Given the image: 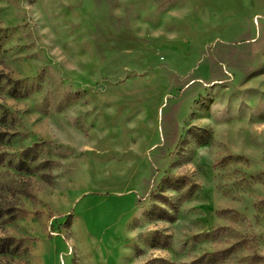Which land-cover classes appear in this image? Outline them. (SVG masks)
I'll return each instance as SVG.
<instances>
[{"label":"rangeland","instance_id":"rangeland-1","mask_svg":"<svg viewBox=\"0 0 264 264\" xmlns=\"http://www.w3.org/2000/svg\"><path fill=\"white\" fill-rule=\"evenodd\" d=\"M0 264H264V0H0Z\"/></svg>","mask_w":264,"mask_h":264},{"label":"trees","instance_id":"trees-1","mask_svg":"<svg viewBox=\"0 0 264 264\" xmlns=\"http://www.w3.org/2000/svg\"><path fill=\"white\" fill-rule=\"evenodd\" d=\"M0 253H4V250H0Z\"/></svg>","mask_w":264,"mask_h":264}]
</instances>
